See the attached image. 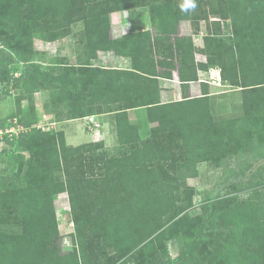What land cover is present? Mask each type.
<instances>
[{
  "label": "rangeland",
  "instance_id": "374dc122",
  "mask_svg": "<svg viewBox=\"0 0 264 264\" xmlns=\"http://www.w3.org/2000/svg\"><path fill=\"white\" fill-rule=\"evenodd\" d=\"M176 1L193 16L209 15L199 25L204 33L221 28L232 37L236 25L238 30L251 29L253 33L248 38L264 37V0L257 16L250 13L254 0ZM120 3L134 7L110 12L113 0H0V79L23 73L33 81L37 79L39 91L47 89L49 93L46 105L42 103L43 95L37 94L41 109L52 116L39 121L35 93L24 86L12 88L6 80L0 82V131L17 127L23 118H31L41 127L36 135L31 131L28 137L12 143L9 140L16 138V132L0 134V243L4 239L0 246L6 248H0V264H202L206 256L220 264L224 254L220 253L223 250L216 235L210 233V217L220 209L234 214L244 203L252 202L255 208L258 199H264V102L258 93L225 92L233 87L231 84L213 89L222 92L209 96L213 128L207 131V146L198 156L204 161L197 163V177L174 182L180 197L173 196V200L162 185L167 177L177 178L179 162L185 160L183 130L184 124L188 125L187 112L192 115L190 124H194L199 120L200 109L186 110L180 105L170 108L169 104L177 103L176 97L162 99V82L160 101L166 106H143L140 101L148 91L145 81L143 86L139 83L134 87L116 80H127L132 71L140 72L138 64L149 61L144 57L135 61L129 55L123 56L131 59L132 70L101 77L112 80L107 93L96 98L93 88L84 87L85 93L91 91L89 95L98 102L79 95L83 88L77 83L78 76L72 77L66 71L73 65L63 63L75 58L91 61L103 50L93 42L120 39L113 31V17L119 15L124 24L131 21L133 29L151 28L147 31L157 33L150 15L154 0ZM219 11L234 16L225 17ZM138 18H145L147 23ZM189 24L188 20L181 22L188 29ZM178 36L191 35L183 34L180 26ZM155 54L157 65H147L151 73L158 70L161 79L167 72L173 74L168 65L159 70L158 62H179L175 49L167 56ZM188 61L184 67L193 70L194 57L189 56ZM234 64L243 69L240 61ZM7 89L11 92L7 93ZM154 96L157 97L152 94L147 102ZM32 104L36 106L35 118L29 115ZM135 104L138 106L128 108ZM73 106L93 108L96 113L87 116V120L77 119L93 123L96 127H89L92 131L99 127L107 131L103 136H81L77 144H69L72 147L65 151L57 140V132L64 130L51 128L49 121L56 117L68 119ZM109 121L111 124L102 127ZM84 129L83 125L78 133ZM148 145L160 152L158 161L148 163L155 169L152 174L139 164L142 150ZM71 192L80 207L78 217L73 211ZM145 211L151 217L149 227L155 234L146 241L139 237L134 240L129 222L136 213L137 218L142 213L145 216ZM254 215L247 210L240 229L258 236L264 226L254 231L262 226ZM176 221L189 224L188 237L178 233L172 238L160 235L155 239L156 234L166 232ZM132 244L134 249L126 251Z\"/></svg>",
  "mask_w": 264,
  "mask_h": 264
},
{
  "label": "trees",
  "instance_id": "16d2710c",
  "mask_svg": "<svg viewBox=\"0 0 264 264\" xmlns=\"http://www.w3.org/2000/svg\"><path fill=\"white\" fill-rule=\"evenodd\" d=\"M227 1L228 0H224L223 3H226ZM230 1L234 3L232 0ZM261 1L262 0H254V4L252 5L253 8L250 12L251 15L257 16V14L262 12L260 7ZM116 2L119 4H116ZM120 2H123V0H113L112 7L109 9L110 12L125 10L134 7L126 6V4H121ZM177 4L178 3L176 0H154V3H151L150 15L153 27L157 32L156 35H153L150 31L133 32L128 33L115 41H112L109 38L108 41L99 39L96 42H93V44L96 45L99 49L114 50L117 54L132 56L135 61H142L143 57L150 61H144V64L140 66L138 64L137 69L140 72L132 71L130 73V77L127 80L116 79L119 83L121 81H127L126 85H134V87L138 86L139 83L143 86V81H145L144 86L148 87V91L145 95L142 96V101H144V103L142 101H140V103H142L143 106H147L148 108H161V106L164 105L160 101L161 87L159 76H162V74H159L158 70H156L155 73H151L152 71L147 68V65L153 66L152 68L157 65V63L155 62V53H163L167 56L172 48L175 49L176 57L180 64L179 69L183 88L188 87L190 81L198 79L196 69H193V71L190 72L188 67L187 69L184 67V63L189 62V56L194 57L195 52L198 50V48L195 46L193 37L178 36L179 28L183 20H190L191 22H193L195 30H198L201 20L207 19L209 15H206V17L193 16L188 9L183 8V5L179 7V5ZM219 13H221L222 15L224 14L225 17L232 15L234 16V14L232 13L229 15V13H227L226 11H219ZM214 23L215 25L220 24L217 22ZM212 29V33L205 36V46L203 49H201V51L208 55L211 64L216 63L221 66L223 78L230 81L231 86H239L241 90H245V93H258L257 97L262 96L261 98H263L262 100L264 102V37L263 39L260 38V40L248 38V36L253 33L251 29L238 30L236 25L235 27H233L234 33L232 37L230 35L221 36V28ZM230 61H233V63H231ZM235 61H240L241 64H243V69H240L237 64H234ZM168 62L169 63L165 62L164 60H159L158 63L161 65H168L171 68L175 67V64H173L171 60H169ZM66 69V71L69 72L72 77H75L76 75L78 76L79 79H77V83H79L83 88L82 91H80L79 95H82L83 97H91V95H89L91 91H89L90 93H85L86 90H84V87L86 88L87 86V88H93L94 94H96V98L98 95L100 96L107 93L111 87V78L106 81V79H101V77L103 75H106L107 73H109L110 75L113 73L118 74L119 72L116 69L89 67L86 65L72 66ZM163 76L171 77L172 72H167ZM240 78L242 80L244 79L243 82L240 80ZM2 80L10 82L12 88H18L20 86H24L25 88L27 87L31 90V94H34L39 90L37 88L38 80L35 79L33 81L32 79L28 78L25 73L12 79H9L7 77L5 79H0V82ZM61 91L66 92L64 89ZM9 92H11V89H7V93ZM205 93V96L198 98H193L191 97V95H187L185 93L184 98L181 101H177V103L175 104H169L170 108H173V106L175 105H180L181 107H186V110L189 108L197 107L200 109L199 113L202 116L201 117L199 115L198 122L196 121V123L190 124L192 115L190 114V112H187L189 114L187 115L188 125L185 126L184 124L183 130V138L185 143V160L184 162H179L176 175L177 178L173 180V178L167 177L168 180H164V184L162 185V189L165 188L166 192H168V197L171 200H173V196L175 199L180 197V194L177 192L179 188L173 185L175 184L174 182H176L177 180L188 179L190 177H197V163L204 161V159H200L198 158V156L201 155V149H203L204 146H207V142H205L206 140H208L209 136L207 134V131L213 128L210 127V125L212 124V119L209 114V92L206 91ZM152 94L157 95V97L154 96L155 98L152 101L147 102L149 100L148 97L151 98ZM96 98L91 97L90 100H95L98 102ZM51 101L53 102V99ZM137 106L138 105L136 104L129 105L128 108ZM164 106H166V104ZM94 113L96 112L93 108L87 109L84 106H80L77 109L75 106H73V108H71L67 114L69 119H77L86 118L87 116H90ZM29 115H31L32 118L37 117L35 104L30 105ZM206 119L210 120V122H208L207 124L205 123ZM19 122L21 124H24L26 127L31 128V130L28 132H22L20 135H17L15 139L9 140L10 143L17 142L24 137H28L31 131L32 135H36L39 129H41V127H37L34 124V120L31 118H23L20 119ZM86 125L88 128L90 127L88 122H86ZM217 126L218 124H214V127ZM118 133L119 135L121 134L120 130ZM57 135L59 137L57 138V140H59L62 148L65 151H67V148L70 149L72 147L69 146L64 131H58ZM73 149L78 150L79 147H73ZM141 157H143V160L142 162L140 161L139 164L141 163L142 167L146 171L149 169L150 174L154 173L155 169L149 167L148 163H155L156 161H158L160 158V152L157 151L155 146L148 145L147 147L143 148ZM71 200L74 214L78 217V208L80 207L77 204L73 192H71ZM258 200L259 202L255 203V208L252 202L244 203L245 205L242 206L241 209H236L237 211L234 214L229 213V211H227L226 209H220L215 213V215L210 217L211 222L210 225L208 224L210 233L212 235H216L217 242L223 250V253L221 250L220 253L224 254V259L220 264H264V199ZM247 210L251 212L253 211V213L255 214L254 216L259 218L261 222L260 225L262 226L254 228V231H257L261 227H263L261 228L262 233H260V235L258 236L256 235V232H252L251 230L249 233H247L240 229V224L242 221L244 222L245 212ZM145 212V216L142 213L140 218H137L136 213L129 222V233L130 236L134 238V240L139 237L143 241H146L153 234H155L153 233L155 232V230L152 231V229L150 230L149 227L150 222L148 221L151 220V217L147 211ZM52 214L55 216L54 210ZM218 221H220V224L217 226ZM76 223L78 226L79 222L76 221ZM173 224L174 226L168 228L166 232H163L159 235L156 234L155 239H159L160 235L161 237L165 236L166 238H172L174 234L178 233L179 235L182 234V236L184 237L189 236L190 227L187 222L176 221ZM223 227L226 228L227 231L223 230ZM2 240L4 241V239ZM3 241H1L0 244H2ZM113 244H115L117 249H120L116 243ZM0 248L2 249L4 247L0 246ZM133 249L134 245L132 244L126 248V251L131 252ZM5 250L6 248H4V251ZM255 253L256 255L255 257H253L252 255ZM258 253H260V255H258ZM216 262L217 260H215L214 258L206 256L204 257L202 264H217Z\"/></svg>",
  "mask_w": 264,
  "mask_h": 264
},
{
  "label": "crops",
  "instance_id": "0c3cea01",
  "mask_svg": "<svg viewBox=\"0 0 264 264\" xmlns=\"http://www.w3.org/2000/svg\"><path fill=\"white\" fill-rule=\"evenodd\" d=\"M115 13H117V12H115ZM144 19L145 18H138V21L140 20L141 23L144 22V24H145V23H147V21H146V19L145 20ZM188 21L190 22V24L188 25V26H190L189 29L186 27H183L182 25H180V26H181V31L183 32V34L191 35L193 37L195 46L198 48V50L195 52L194 61H192L194 66H195V67H193V69L197 70L198 79L190 81L188 87H186V88L184 87L185 92L187 93V95H191V97H193V98L205 96L206 91L209 92L208 96L220 94L222 91H220V92L219 91H213V89L214 88L216 89L217 86H220V85L228 86V85H230V81L225 80L223 78L221 66L219 64H216V63L211 64V62L209 61L208 55L205 54L203 51H201V49H203L205 46V37L204 36L209 35L211 33H208V32L204 33L202 31V29H200V26H199V29L196 30V31H198V34H193V33H195V28L193 26V23L190 20H188ZM112 22H113L112 23L113 31L116 34L115 35L116 38L123 37L124 35L131 33V32H134V31L144 32V31L151 29V28H146V29L143 28L140 30L139 29H133L131 21L128 22L127 24H124V23H122V19L120 18L119 15H117L116 17H113ZM151 24H152V22H151ZM131 26H132V29H131ZM220 33H222L221 36L229 35V33H227L226 31H221ZM175 58L177 59L176 55H175ZM90 60L91 61H78V59L75 58L74 61H69L68 62L69 64L65 62V63H63V65L64 66H66V65H73V66L86 65L89 67L116 69L118 71H123V70L130 71V70H132L131 59L128 57H125L123 55H118V54L114 53L113 51H104V50L99 51L98 56L90 58ZM174 64H175V66H179V62H176ZM161 68H165V66L160 64L158 69L160 70ZM189 71L192 72L193 70H189ZM159 79H161V78H159ZM160 82H162L161 96H162V99L164 101H167V99H172V98H174V96L176 97L175 98L176 101H180L183 99V95H184L183 89H182L183 84L181 82L180 69L179 68L178 69L173 68L172 76L171 77H164V79H161ZM239 90L241 91V88L239 86H238V88L236 86H234L228 90H225V92H232V91L238 92ZM39 93L42 94L44 97V98H42V101H43L42 103L44 105H46V100H47L48 95H49L47 89H40V91L38 90L35 92V98L37 100V114L39 117L38 120L39 121L50 120L52 118V116L50 114H48V116H49L48 117L45 109L44 108L41 109L42 104L40 105V103L37 99V97H38L37 94H39ZM54 117L55 116H53V118ZM83 119L87 120L86 118H83ZM80 120L81 119H69V118L66 120H61V119L56 117V119H53V121H49V124L50 123L52 124V125H50L51 128H57V129L60 128V130H64L68 144H77L78 139L81 136L84 137L85 139H87V138H92L94 136H98V134H100L101 136L106 134L105 131H107V130H101L100 127L95 129L94 131H92L90 128H88L86 126V122H82ZM107 124H111V122L109 121V122H106L105 125L104 124H101V125H102V127H106V126H108ZM83 125H84L85 129L81 130L82 132H80V134H79L78 129L80 131V129L82 128ZM77 127H78V129H77ZM107 129H108V127H107Z\"/></svg>",
  "mask_w": 264,
  "mask_h": 264
},
{
  "label": "built area",
  "instance_id": "2783aa9c",
  "mask_svg": "<svg viewBox=\"0 0 264 264\" xmlns=\"http://www.w3.org/2000/svg\"><path fill=\"white\" fill-rule=\"evenodd\" d=\"M17 122H18V120H17ZM87 122L89 123L90 128L95 126V125H93V123H91L89 121H87ZM28 130H30L29 127H26L24 124L18 123L17 127L16 126L9 127V128L6 129V131H0V134H5L6 135V134H9L10 132H16V135H19L22 132H28Z\"/></svg>",
  "mask_w": 264,
  "mask_h": 264
}]
</instances>
